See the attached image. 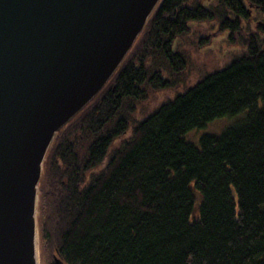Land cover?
<instances>
[{"label":"trees","instance_id":"obj_1","mask_svg":"<svg viewBox=\"0 0 264 264\" xmlns=\"http://www.w3.org/2000/svg\"><path fill=\"white\" fill-rule=\"evenodd\" d=\"M260 11L264 0L159 2L116 73L47 153L42 263L264 264ZM217 31L242 51L208 70L194 55ZM238 115L220 134L186 138Z\"/></svg>","mask_w":264,"mask_h":264},{"label":"water","instance_id":"obj_2","mask_svg":"<svg viewBox=\"0 0 264 264\" xmlns=\"http://www.w3.org/2000/svg\"><path fill=\"white\" fill-rule=\"evenodd\" d=\"M161 0H0V264H40L58 132L117 71Z\"/></svg>","mask_w":264,"mask_h":264},{"label":"rangeland","instance_id":"obj_3","mask_svg":"<svg viewBox=\"0 0 264 264\" xmlns=\"http://www.w3.org/2000/svg\"><path fill=\"white\" fill-rule=\"evenodd\" d=\"M257 15L261 16L262 18L264 17V13L261 11L258 12ZM252 26L253 30L258 29V26L254 23V21L252 22ZM229 35V31H217L212 37V40H210L205 46H203L196 56L194 55L197 64H200L202 66L206 65L204 66V68L206 67L208 70H212V68L221 67L225 65L234 54L237 55L240 51H242V47L239 44L230 42ZM182 89H184L183 84L176 88V90ZM173 94L174 93L171 92L170 96H172ZM144 113V108L140 106L138 110L133 114V120L136 121L137 119L142 117ZM241 116L242 115H238L231 118L217 119L209 123L206 127L202 129H197L189 132L186 135V138L194 143H198L199 138L203 134H220L227 126L234 124ZM199 197L200 196L198 195V199Z\"/></svg>","mask_w":264,"mask_h":264}]
</instances>
